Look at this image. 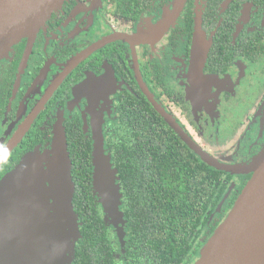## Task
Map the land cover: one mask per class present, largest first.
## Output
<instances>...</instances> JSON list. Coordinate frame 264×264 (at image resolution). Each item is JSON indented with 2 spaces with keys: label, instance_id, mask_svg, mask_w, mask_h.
<instances>
[{
  "label": "flooded vegetation",
  "instance_id": "1",
  "mask_svg": "<svg viewBox=\"0 0 264 264\" xmlns=\"http://www.w3.org/2000/svg\"><path fill=\"white\" fill-rule=\"evenodd\" d=\"M197 23L207 47L199 73L192 57ZM93 117L120 185L121 237L95 193L98 234H106L99 250L125 264L136 234L131 200L122 204L123 183L130 197L138 194L134 185L143 186L149 222L150 186L164 180V149L172 166L194 173L199 159L213 168L182 136L226 165L248 163L264 147V0L64 1L32 40L0 58V180L26 154L43 157L56 127L71 166L85 165ZM217 171L231 177L230 197L214 209L209 204L190 264L250 178ZM78 223L80 229L79 216ZM143 234L153 246L151 224Z\"/></svg>",
  "mask_w": 264,
  "mask_h": 264
},
{
  "label": "water",
  "instance_id": "2",
  "mask_svg": "<svg viewBox=\"0 0 264 264\" xmlns=\"http://www.w3.org/2000/svg\"><path fill=\"white\" fill-rule=\"evenodd\" d=\"M64 1L0 0V58L22 39L32 40ZM192 49L195 69L202 72L207 47L199 23ZM92 119V186L121 237L116 170L104 152L101 125ZM171 126L177 131L174 124ZM182 138L214 169L233 175L250 174L194 264H264V147L248 163L226 165ZM73 193L66 137L63 129L56 127L43 157L38 150L26 154L0 180V264H73L80 237Z\"/></svg>",
  "mask_w": 264,
  "mask_h": 264
},
{
  "label": "trees",
  "instance_id": "3",
  "mask_svg": "<svg viewBox=\"0 0 264 264\" xmlns=\"http://www.w3.org/2000/svg\"><path fill=\"white\" fill-rule=\"evenodd\" d=\"M168 152V149H164V180L159 185L157 183L150 186L151 192L155 195L151 200L153 216L149 222H146L147 199L141 192L143 186L134 185L139 191L137 195L130 197L129 191H126L128 185L125 183L121 185L122 204L131 200L135 212L133 224L136 237L133 238L131 245V256L126 259L125 264H190L187 256L195 254L200 248L201 244H196L197 236L201 232L200 220L204 217L209 204L212 203L214 209L219 202L225 203L229 200L230 176L226 178L222 172L209 168L199 159L194 173L189 166H172L168 161L170 156ZM87 155L89 152L84 153V160L87 159L85 165L79 168L71 166L74 185L73 209L83 223L79 229L80 237L75 247L73 264H114L113 254L99 250L102 247L100 237H105L106 234L102 232L98 234L99 225L103 223L92 186V163ZM122 171L125 172L123 169ZM118 186L120 188L119 184ZM236 197L234 194L231 200ZM148 224L153 226L151 247L145 244L146 238L143 234ZM215 227L217 225L213 228Z\"/></svg>",
  "mask_w": 264,
  "mask_h": 264
}]
</instances>
